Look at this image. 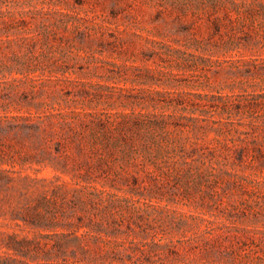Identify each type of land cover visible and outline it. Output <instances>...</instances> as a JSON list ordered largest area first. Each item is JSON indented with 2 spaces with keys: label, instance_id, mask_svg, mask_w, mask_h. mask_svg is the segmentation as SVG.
Returning a JSON list of instances; mask_svg holds the SVG:
<instances>
[{
  "label": "rangeland",
  "instance_id": "obj_1",
  "mask_svg": "<svg viewBox=\"0 0 264 264\" xmlns=\"http://www.w3.org/2000/svg\"><path fill=\"white\" fill-rule=\"evenodd\" d=\"M25 11L51 47L0 76V115L52 112L55 130L0 125V255L264 264L247 255L264 229V0H0V26ZM45 146L56 162H38ZM37 205L55 226L28 223Z\"/></svg>",
  "mask_w": 264,
  "mask_h": 264
},
{
  "label": "trees",
  "instance_id": "obj_2",
  "mask_svg": "<svg viewBox=\"0 0 264 264\" xmlns=\"http://www.w3.org/2000/svg\"><path fill=\"white\" fill-rule=\"evenodd\" d=\"M9 14V15H8ZM1 15L4 20L2 23L5 25L4 27L0 26V76L4 77L7 74L20 73V74H32L38 70V67L41 63L42 57L47 56L49 53L50 41L54 32L50 30L46 25H41L39 27H32L30 21L27 19L28 12L21 13L20 17L13 15L12 13ZM1 25V24H0ZM5 35V38H3ZM55 117V113L48 114H37V115H25V114H5L0 115V125L2 123H6L10 128H19L26 132L29 137L37 138L41 137L46 144L50 140H48V134H52L51 130H55V123L53 118ZM127 124V123H126ZM135 128L141 130L142 128H150V126L160 125L158 121L154 119H150V116H143V118H139L135 122ZM6 126V127H7ZM49 128V129H48ZM202 128V126H200ZM123 130V128L121 129ZM124 131V130H123ZM134 133V131H133ZM140 135L141 132H136ZM131 135L127 134V132L122 133L123 138L129 139ZM254 144L261 145L260 141L255 139ZM62 141H56V152L61 153ZM149 146H147L146 150L148 151ZM42 156L48 155L49 159L43 157L41 160H38L39 163L44 162L45 160H49L54 162L57 156L53 155V152L47 150V146L42 147ZM261 157L253 156L250 161L261 163L264 165V151L261 148ZM34 154V155H32ZM28 153L27 157L24 159V162H28L32 158H37V153ZM247 158L245 155H239L236 159V164H242L245 162ZM56 162V161H55ZM56 178H59L56 176ZM85 187L93 188V192H89V195L98 196L103 195L106 191L103 189H99L97 186L92 184H86ZM40 205L31 207L29 211H32V215L28 220L29 224L38 225V226H55L57 222L55 221V215L48 217L44 212L40 210ZM260 216H264V212L256 213V220L260 221ZM249 243H247L248 247L251 251H248L247 255L255 256L257 260L262 261L264 256L259 255L260 252L264 255V229H255L253 234H250L247 237ZM255 246V247H252ZM19 250L18 252H22L24 257H28V253ZM245 256V257H249ZM31 258V257H29ZM0 264H37L30 263L26 259H20L18 257L12 255H0ZM97 264V263H94Z\"/></svg>",
  "mask_w": 264,
  "mask_h": 264
}]
</instances>
